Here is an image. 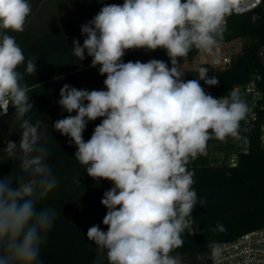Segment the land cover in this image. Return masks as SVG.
I'll return each mask as SVG.
<instances>
[{"label": "clouds", "instance_id": "clouds-1", "mask_svg": "<svg viewBox=\"0 0 264 264\" xmlns=\"http://www.w3.org/2000/svg\"><path fill=\"white\" fill-rule=\"evenodd\" d=\"M237 0H124L105 4L81 25L83 44L72 41L74 56L91 57L106 90L64 84L58 105L68 116L52 127L76 146L75 159L94 180H108L101 204L103 224L91 226L96 245L92 264H181L174 249L182 234H195L192 212L198 203L190 160L206 154L213 136L238 138L248 108L232 91L214 98L201 86H216L208 69L185 81L181 60L193 48L211 52L222 36L225 17ZM29 0H0V116L9 106L22 119L20 141H5L3 151L19 160L20 174L0 177V264H43L39 259L56 212L38 208L57 186L42 143L41 121L24 118L33 108L25 75L36 74V57L25 58L13 35L23 32ZM166 51L162 60L123 62L127 50ZM25 65L24 71H19ZM54 79H63L62 76ZM75 112V115L71 113ZM102 118L85 142L88 122ZM204 200H199L202 206ZM222 227V226H218ZM210 247H214L211 246Z\"/></svg>", "mask_w": 264, "mask_h": 264}, {"label": "trees", "instance_id": "trees-1", "mask_svg": "<svg viewBox=\"0 0 264 264\" xmlns=\"http://www.w3.org/2000/svg\"><path fill=\"white\" fill-rule=\"evenodd\" d=\"M124 0H29L31 13L23 32L13 35L23 50L25 58L36 57V74L25 75L23 83L29 88V100L34 108L24 118L32 123L41 121L39 129L42 143L49 150L47 163L58 180L57 186L48 196L38 202V208L51 207L56 218L47 239L41 246L39 259L43 264H92L96 256V245L87 239V231L99 225L107 226L103 218L107 209L101 204L106 190L113 187L108 180H94L88 176L85 166L74 157L76 146L69 144V137L55 131L52 124L69 115L58 105L59 92L64 84L78 89L106 90L105 76L99 74V66L91 67V57L80 61L74 56L73 39L83 44L81 25L90 21L105 4H120ZM222 36L217 38L214 48L243 39L241 50L231 56L228 65H214L219 83L201 86L206 93L218 96L229 95L236 86L245 85L255 74H264V0L252 12L225 17ZM205 52L193 48L186 59L181 60L185 81L198 79V69L208 68L202 64L187 63ZM123 62H148L162 60L171 67L170 59L163 49L147 51L127 50ZM216 64V63H215ZM21 65L19 71H24ZM208 74V73H207ZM62 76L63 79H54ZM264 104V99H263ZM9 106L8 114L0 116V177L20 174L19 160L12 161L3 151L5 141H20L21 118ZM73 112L71 115H75ZM264 117V110L262 111ZM102 118L88 122L83 139H90L94 128ZM250 149L240 153L238 164L213 165L211 155L220 150L225 157L231 153L230 140L209 139L206 154L190 160L187 168L194 171L192 188L197 192L198 203L192 212L195 234L185 231L183 245L173 250L181 264H210L214 248L238 236L264 227V145L260 140V125L250 132ZM199 200L205 203L201 206ZM222 226V227H218ZM214 246V247H210ZM107 264V260H104Z\"/></svg>", "mask_w": 264, "mask_h": 264}, {"label": "built area", "instance_id": "built-area-1", "mask_svg": "<svg viewBox=\"0 0 264 264\" xmlns=\"http://www.w3.org/2000/svg\"><path fill=\"white\" fill-rule=\"evenodd\" d=\"M261 3L262 0H237L236 7L232 12L235 14L252 12ZM260 54L264 60V50ZM230 62L231 56L222 65H228ZM207 66L209 68L208 77H210L215 71L214 65ZM233 91L238 93L239 98L246 104L248 111L246 117L239 122L238 138L232 137L230 140L231 153L228 157H225L224 152H220V161L211 162L213 165L236 166L239 154L249 152V132L258 124L260 125L261 145H264V117H262V111L264 110V74H255L245 85L236 86ZM209 94L214 98L223 97ZM210 264H264V227L246 232L234 240L217 245L213 250Z\"/></svg>", "mask_w": 264, "mask_h": 264}, {"label": "rangeland", "instance_id": "rangeland-1", "mask_svg": "<svg viewBox=\"0 0 264 264\" xmlns=\"http://www.w3.org/2000/svg\"><path fill=\"white\" fill-rule=\"evenodd\" d=\"M244 43L243 39H239L237 41H233L231 43H227L221 46H218L216 48H213V50L209 52H205V54H202L194 59H191L187 65L192 64H202V65H222L226 61L227 58L232 56L233 54L238 53L241 50V47ZM216 63V64H215ZM220 150L215 151L210 158V162L216 163L217 161H220L221 154H219V151L221 150V147L218 148Z\"/></svg>", "mask_w": 264, "mask_h": 264}]
</instances>
